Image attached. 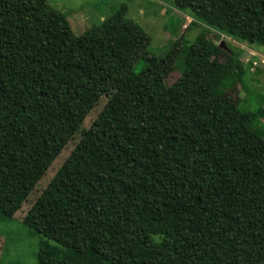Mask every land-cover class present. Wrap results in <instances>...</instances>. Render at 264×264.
<instances>
[{"label":"trees","instance_id":"trees-1","mask_svg":"<svg viewBox=\"0 0 264 264\" xmlns=\"http://www.w3.org/2000/svg\"><path fill=\"white\" fill-rule=\"evenodd\" d=\"M167 1L202 30L125 73L150 39L126 4L77 34L48 0H0V214L41 191L37 264H264V96L230 99L252 62L214 37L264 48V0Z\"/></svg>","mask_w":264,"mask_h":264},{"label":"rangeland","instance_id":"rangeland-1","mask_svg":"<svg viewBox=\"0 0 264 264\" xmlns=\"http://www.w3.org/2000/svg\"><path fill=\"white\" fill-rule=\"evenodd\" d=\"M48 2L67 14L73 30L77 34L99 24L114 14L122 4H126L128 6L127 18L140 24L149 34L150 39L147 40L143 49L137 52L126 67L125 73L134 67L138 72L144 61L137 62L146 52H149L150 56H161L170 50L175 41L179 43L184 41L183 44L192 43L203 27L200 23L194 24L196 22L188 11L178 10L167 0H48ZM219 34L220 40H224L232 47L242 51L241 59L244 63L247 62L246 58L252 56V52L264 54V48L256 50L246 43L233 40L222 32ZM183 69L184 63L182 65L179 60L177 68L169 74L167 83L174 82ZM254 70H250V73L235 85L229 95L235 103H240L248 109H255L264 96V66H261L259 71L257 69V72H252ZM114 87L111 86L109 92H112ZM107 99L108 96L101 99L97 108L87 118L84 128L90 126ZM255 127L264 132V119H257ZM81 136L82 132L76 134L66 151L53 164L51 171L56 170L62 164L70 149ZM40 192L36 191L31 194L28 202L24 205L25 207L16 214L15 219H9L0 214V264H37L40 235L27 228L21 218Z\"/></svg>","mask_w":264,"mask_h":264},{"label":"built area","instance_id":"built-area-1","mask_svg":"<svg viewBox=\"0 0 264 264\" xmlns=\"http://www.w3.org/2000/svg\"><path fill=\"white\" fill-rule=\"evenodd\" d=\"M246 61L247 63L252 62L250 70H254L257 67L264 66V54L260 52L258 53L252 52V56H249L248 58H246Z\"/></svg>","mask_w":264,"mask_h":264},{"label":"water","instance_id":"water-1","mask_svg":"<svg viewBox=\"0 0 264 264\" xmlns=\"http://www.w3.org/2000/svg\"><path fill=\"white\" fill-rule=\"evenodd\" d=\"M214 37H215V43L216 44L220 45L221 47L227 48L226 41H224V40H218V33H215L214 34Z\"/></svg>","mask_w":264,"mask_h":264}]
</instances>
